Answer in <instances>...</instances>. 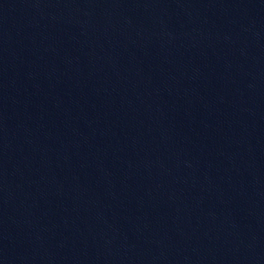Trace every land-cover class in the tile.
<instances>
[{"label":"water","instance_id":"95a60500","mask_svg":"<svg viewBox=\"0 0 264 264\" xmlns=\"http://www.w3.org/2000/svg\"><path fill=\"white\" fill-rule=\"evenodd\" d=\"M0 264H264V0H0Z\"/></svg>","mask_w":264,"mask_h":264}]
</instances>
